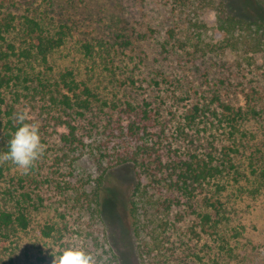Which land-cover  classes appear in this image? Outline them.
<instances>
[{
    "label": "rangeland",
    "instance_id": "obj_1",
    "mask_svg": "<svg viewBox=\"0 0 264 264\" xmlns=\"http://www.w3.org/2000/svg\"><path fill=\"white\" fill-rule=\"evenodd\" d=\"M7 1L16 3L15 12L42 19L47 28L56 30L60 24L69 27L65 44L50 56L52 69L44 70V65L34 61L26 66L31 76L42 72L56 80L71 70L102 99L135 104L151 101L161 114L151 129L156 136L150 142L157 141L156 147L167 159L200 156L211 150L218 157L229 147L240 151L234 154L236 169L228 168L206 183L191 202L194 207L172 189L165 194L155 188L135 195L141 167L133 163L115 166L108 157L103 159L104 174L98 163L102 157L93 154L90 146L76 153L75 160L64 157L58 166L57 157L65 151L60 135L67 129L48 127L41 113L43 101L24 98L19 108H27L32 120L43 126L41 141L46 149L28 174L11 163L3 164L0 210L14 209L17 196L8 190L18 177L44 200L38 206H28V229L10 232L7 245L12 249L0 250V264H51L52 255L62 254L70 245L86 248L96 264H264V182L249 167L253 155L264 164V53L258 55L256 64H250L237 50L203 52L187 28L184 11L175 5L179 0ZM236 4L238 11L254 18L264 15L256 0H236ZM208 17L213 19L214 13ZM171 29L176 30L174 40L169 36ZM16 33L10 38L18 43L21 39ZM126 39L129 44L123 46ZM85 44L92 45V54L86 52ZM13 62L24 65L22 58L14 57ZM155 79L162 84L155 85ZM13 90H6L9 99ZM217 97L227 104L244 106L248 112L252 108L260 111L261 118L248 113L239 121L249 135H231L229 128L206 124L208 120L186 125L183 116L197 103L207 104L221 117ZM101 110L95 107L89 118L103 123L108 118H120L117 111ZM2 120L0 115V152H5ZM155 180L148 178L147 185L142 186H165ZM83 182L91 193L97 189L99 193L98 203L87 212L76 204L71 189L59 187L79 188ZM217 182L228 189L216 192ZM207 199L219 200L218 207L226 216L217 227L210 228L212 235L195 237L193 229L200 231V225L194 211H215ZM136 205L138 219L132 213ZM46 224L58 228L53 237L42 234Z\"/></svg>",
    "mask_w": 264,
    "mask_h": 264
},
{
    "label": "trees",
    "instance_id": "obj_2",
    "mask_svg": "<svg viewBox=\"0 0 264 264\" xmlns=\"http://www.w3.org/2000/svg\"><path fill=\"white\" fill-rule=\"evenodd\" d=\"M189 1L179 0L175 5L184 11L187 28L197 38L198 48L203 52L237 50L244 55L248 63H257L258 55L264 53V15L254 18L240 9L238 11L236 0ZM256 1L264 8V0ZM14 5L16 3L0 0V115L5 119L1 122L5 152L8 151V140L18 127L13 115L21 110L19 103L24 98L32 97L43 101L41 113L48 127L65 126L67 129L60 135L65 151L57 157L60 162L58 166L61 165L64 157H72L75 160L76 153L90 146L93 154L97 153L102 157L98 163L103 168L104 174L107 169L105 170L103 159L108 157L113 158L115 166L133 163L141 167L135 195L148 193L155 188L165 194L172 189L177 193L178 198H185L186 203L194 207L191 202L206 183L222 176L228 168L236 169L234 154L240 151L238 147L226 148L228 151L221 150V156L218 157L211 150L200 156L190 154L187 158L167 159L165 154L161 153V148L156 147L157 141H152L153 144L150 142L153 140L152 137L156 136L151 129L156 127L155 123L159 121L161 113L155 110L152 102L147 99L142 104H135L129 100L119 103L102 99L85 81L78 80L71 70L63 72L56 80H50L42 72L31 76L26 66L34 61L44 65V70L52 69L50 56L65 44L69 27L60 24L56 30L47 28L42 19L33 14L15 12ZM211 12L214 13L213 19L208 17ZM15 32H17L16 37L21 39L18 43L10 38ZM169 36L171 40L176 39V30L171 29ZM128 44V39L123 40V46ZM85 48L88 54L93 53L91 44H85ZM108 53L109 50L106 51V54ZM14 57L22 58L24 65L14 64ZM163 81H166L165 78ZM154 82L155 85L162 84L156 79ZM10 88L14 90L9 99L6 90ZM215 100L222 108L221 117L218 111L212 110L207 104L197 103L191 108V112L184 114L186 125L189 127L198 124L201 120H208L206 124L219 123L225 129L229 128L231 135L240 134L244 137L249 134L241 128L239 121L245 119L248 113L252 117L261 118V113L257 109L252 108L248 112L244 106L227 104L218 97ZM95 107L102 108L103 113L104 109L117 111L120 118L118 121L108 118L107 123L101 122L96 117L89 118ZM41 128L43 126H40V135ZM46 133L47 130L43 135ZM212 148L214 149L213 146ZM249 167L252 173L264 182V164L260 158L251 156ZM4 175L5 166L2 164L0 176ZM153 177L155 181L162 182L165 186H142L147 185L148 178ZM14 180H16L15 186H12L8 193L17 196L16 205L14 209L0 210V250L12 249L7 245L10 232L28 229L31 225L28 206H38L44 200L35 189H27L24 186V178L18 177ZM86 185L87 182L79 188L59 187L71 189L76 194V204L87 212L90 207L93 208L98 203L99 193L98 189L91 193ZM215 187L218 193L228 189V186L221 182H217ZM178 200L179 203L182 202L181 199ZM218 201L206 200L215 210L214 212L194 211L200 225V231L193 229L195 237H200L202 234L212 235L210 228L217 227V224L225 219L226 214L218 207ZM132 213L138 219L137 205ZM138 227L137 234H139ZM57 230L55 225L46 224L41 232L46 237H53Z\"/></svg>",
    "mask_w": 264,
    "mask_h": 264
},
{
    "label": "clouds",
    "instance_id": "obj_3",
    "mask_svg": "<svg viewBox=\"0 0 264 264\" xmlns=\"http://www.w3.org/2000/svg\"><path fill=\"white\" fill-rule=\"evenodd\" d=\"M13 120L18 127L8 140V151L0 152V165L11 163L22 174H28L46 149L41 141L40 124L32 120L27 108L14 113ZM52 257L51 264H96L93 255L84 247L70 245L62 254Z\"/></svg>",
    "mask_w": 264,
    "mask_h": 264
}]
</instances>
